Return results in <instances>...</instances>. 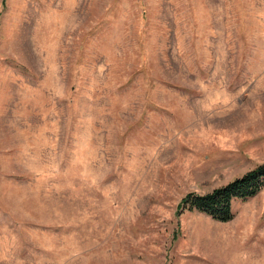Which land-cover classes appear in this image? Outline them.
I'll use <instances>...</instances> for the list:
<instances>
[{
    "label": "rangeland",
    "instance_id": "374dc122",
    "mask_svg": "<svg viewBox=\"0 0 264 264\" xmlns=\"http://www.w3.org/2000/svg\"><path fill=\"white\" fill-rule=\"evenodd\" d=\"M264 0H0V264H264Z\"/></svg>",
    "mask_w": 264,
    "mask_h": 264
},
{
    "label": "trees",
    "instance_id": "16d2710c",
    "mask_svg": "<svg viewBox=\"0 0 264 264\" xmlns=\"http://www.w3.org/2000/svg\"><path fill=\"white\" fill-rule=\"evenodd\" d=\"M264 189V163L229 184L207 194L189 193L182 201L183 210L199 211L221 222L234 219L236 200H247Z\"/></svg>",
    "mask_w": 264,
    "mask_h": 264
}]
</instances>
